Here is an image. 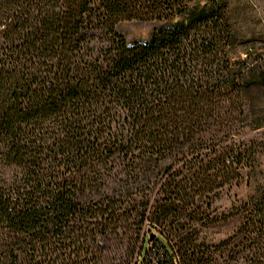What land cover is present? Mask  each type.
Wrapping results in <instances>:
<instances>
[{"label": "trees", "instance_id": "obj_1", "mask_svg": "<svg viewBox=\"0 0 264 264\" xmlns=\"http://www.w3.org/2000/svg\"><path fill=\"white\" fill-rule=\"evenodd\" d=\"M223 7L0 0V264H113L108 239L146 221L138 256L147 239L160 264H215L192 246L191 222L234 177L215 135L250 116L264 85L260 59H224ZM124 21L152 33L130 43Z\"/></svg>", "mask_w": 264, "mask_h": 264}, {"label": "rangeland", "instance_id": "obj_2", "mask_svg": "<svg viewBox=\"0 0 264 264\" xmlns=\"http://www.w3.org/2000/svg\"><path fill=\"white\" fill-rule=\"evenodd\" d=\"M223 3L234 32L232 43L223 53L224 59L243 60L250 55L252 60L260 59L264 69V0H223ZM119 28L132 43L149 38L153 24L124 21ZM250 103L249 117L242 115L233 121L231 133L227 131L231 123L225 121L223 131L215 135L224 151L219 164L230 167L234 177L207 194V205H203L205 218L191 222L192 246L209 251L215 264H224L220 251L234 250H241L249 260L257 251L262 254L260 261L264 263V250H257L264 240V126L256 130L249 126L251 119L264 118V85L251 94ZM147 223L141 229L126 225L110 237L105 254L109 261L136 264L138 260V264H142L148 248L147 239L139 256L138 251ZM170 243L174 245L175 241ZM229 256L230 264L238 260L232 254ZM239 261L244 264L246 259Z\"/></svg>", "mask_w": 264, "mask_h": 264}, {"label": "built area", "instance_id": "obj_3", "mask_svg": "<svg viewBox=\"0 0 264 264\" xmlns=\"http://www.w3.org/2000/svg\"><path fill=\"white\" fill-rule=\"evenodd\" d=\"M150 247L152 248L153 244H151ZM159 258V255L154 249L150 250L145 256V264H160Z\"/></svg>", "mask_w": 264, "mask_h": 264}, {"label": "water", "instance_id": "obj_4", "mask_svg": "<svg viewBox=\"0 0 264 264\" xmlns=\"http://www.w3.org/2000/svg\"><path fill=\"white\" fill-rule=\"evenodd\" d=\"M152 238V236H149V240Z\"/></svg>", "mask_w": 264, "mask_h": 264}]
</instances>
